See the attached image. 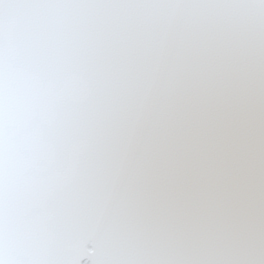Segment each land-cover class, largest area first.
<instances>
[{"label": "snow or ice", "instance_id": "snow-or-ice-1", "mask_svg": "<svg viewBox=\"0 0 264 264\" xmlns=\"http://www.w3.org/2000/svg\"><path fill=\"white\" fill-rule=\"evenodd\" d=\"M0 264H264V0H0Z\"/></svg>", "mask_w": 264, "mask_h": 264}]
</instances>
